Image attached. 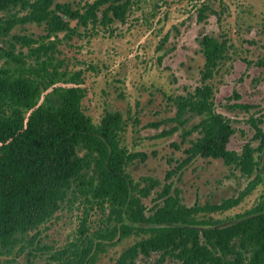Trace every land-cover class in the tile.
Masks as SVG:
<instances>
[{
  "label": "trees",
  "instance_id": "obj_1",
  "mask_svg": "<svg viewBox=\"0 0 264 264\" xmlns=\"http://www.w3.org/2000/svg\"><path fill=\"white\" fill-rule=\"evenodd\" d=\"M130 2L94 0L75 7L57 0H0L5 15L0 29L7 36L17 24L32 23L44 26L47 35L77 34L80 27L124 21ZM13 39L27 46L34 41L25 35ZM224 43L208 33L201 36L202 83L177 102V115L200 120L183 130L182 138H193L179 168L169 170L166 179L197 158H212L237 168L248 182L234 197L190 207L171 184L156 190L159 180L145 176L135 181L127 173L129 165L148 156L121 146L124 121L119 112H105L98 123L85 114L79 72L61 71L51 54L38 52L46 48L43 43L38 50L29 48L31 56L15 51L12 43L1 48L7 60L0 65V251L28 240L31 231L75 196L109 207L112 224L87 235L82 223L76 241L52 254L54 264H94L107 244L133 234L140 238L114 264H264V194L247 213L228 222L204 217L226 212L258 185L264 187V112L249 117L257 146L247 142L238 152L231 147V121L216 112L213 88L206 83L224 59ZM257 66L264 73V60ZM232 96L239 101L234 107H252L241 103L235 91ZM140 183L146 185L141 195ZM153 191L155 202L147 208L141 197Z\"/></svg>",
  "mask_w": 264,
  "mask_h": 264
},
{
  "label": "rangeland",
  "instance_id": "obj_2",
  "mask_svg": "<svg viewBox=\"0 0 264 264\" xmlns=\"http://www.w3.org/2000/svg\"><path fill=\"white\" fill-rule=\"evenodd\" d=\"M57 1L82 7L94 0ZM130 1L124 21L106 27H80L77 34L47 35L44 26L32 23L17 24L7 36L0 29V65L7 60L1 48L10 43L15 51L28 56L31 49L43 43L46 48L38 52L51 54L61 71L80 73V86L85 89L82 107L94 123L100 122L105 112L122 115L121 146L148 156L127 167L135 181L145 176L157 179L161 186L156 190L171 184L180 189L181 202L187 207L236 196L248 179L221 159L197 158L169 180L166 175L179 168L185 158L183 150L193 138H182L183 130L200 120L199 116L177 115V102L202 83L200 39L204 33L226 45L224 59L206 83L213 88L216 112L229 118L235 130L231 147L239 152L247 142L257 146L249 117L264 112V73L257 66L258 60H264V0ZM4 16L0 12V20ZM14 35L34 41L27 46L15 42ZM232 91L240 95L241 103L252 106L249 111L234 107L239 101L233 99ZM261 127L264 129V122ZM139 190V195L145 193L146 185L140 183ZM263 194L264 187L258 185L236 207L204 217L228 222L247 213ZM154 198L153 191L141 201L150 208ZM109 210L70 196L48 221L29 233V237L35 234L34 240L27 237L0 251V264H54L52 254L76 241L82 223L87 235L112 224ZM139 238L133 234L107 244L94 264H114L119 254Z\"/></svg>",
  "mask_w": 264,
  "mask_h": 264
}]
</instances>
